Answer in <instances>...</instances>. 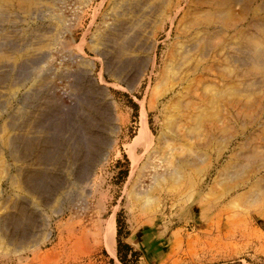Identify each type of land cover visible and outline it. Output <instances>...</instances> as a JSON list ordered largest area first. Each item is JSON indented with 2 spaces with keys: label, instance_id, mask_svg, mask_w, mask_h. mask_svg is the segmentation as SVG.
Here are the masks:
<instances>
[{
  "label": "bare ground",
  "instance_id": "6f19581e",
  "mask_svg": "<svg viewBox=\"0 0 264 264\" xmlns=\"http://www.w3.org/2000/svg\"><path fill=\"white\" fill-rule=\"evenodd\" d=\"M58 1L62 3V0H54V2ZM256 1L125 0L124 4H113V12L105 15L104 18H117L123 13H135L150 2L147 10L155 14L158 17V20L155 21L160 23L156 28L158 26L160 29L163 27L161 30L165 31V26H168L166 38L167 40H173L171 51L165 52L162 57L158 56V41L156 34H154L155 31L152 34L154 38L148 42H145L143 38H139V34L131 36L129 39H123L124 35H127L125 31L127 23L121 22L110 33H106L103 47H100L102 46L100 42L97 43L98 36H94L89 41L86 38V33L78 45L77 52L71 53L70 60L72 63H80L86 66V69H79L72 73L71 77L80 87V91H85V93L87 91L88 103L92 104L93 109L95 106V110L98 108L103 111L105 109L104 100H109L107 98V83L103 76L105 71L120 82L129 81L128 88L131 91L139 90L143 77L147 78L149 88L153 78L158 82L157 86L155 85L158 92H155L154 88L152 92L155 93H152V95L149 93L151 89H147L145 92L146 96L141 101L140 112L142 127L139 136L132 142V145L127 147V154L132 162V173L139 171L131 193L136 201L143 200L150 192L156 190L161 182L169 183L171 181L174 183V181H181L179 178H181L183 172V165L187 163L197 165L198 162L200 163L203 160V153L193 151L184 156H181L183 154L181 153L172 163L173 157H170H176L175 154L179 150H176L175 147L176 152L173 151L175 154L171 151L170 153L169 151L163 153L164 150L166 151L165 147L167 145H180L185 140L182 137L183 135L178 133L179 126L187 127L188 131L193 129L205 130L210 139L217 136L214 129L218 125H224L228 129L232 127L233 131L229 129V132L224 134L226 136L222 134L218 137L221 142H225L227 150L231 141L234 140L235 134L238 133V131L234 132L233 127L238 126L240 129H245L248 126H256L259 130L264 129V17L258 16L252 22L246 24L247 16L255 8L253 5ZM100 4L103 3L100 2ZM101 6L98 5V9L94 10L89 30L92 26H97L101 16L98 12ZM205 8L215 9L212 13L208 11L210 12L208 15ZM50 9L46 6L45 0H0V85H8L11 89H16L15 91L12 90L13 92L11 91V97L7 101L1 100L2 96L0 95V118L4 116L8 120L5 121L3 126H0V251L3 254L10 253L11 249L15 254H48L49 251H44L43 247L48 244L52 245L55 240L58 241L57 246L63 244L65 237H63L61 230L64 223L53 224L55 218L64 216V205L71 198V192H65L67 197L65 196L64 201L60 198V195H62L61 190L67 185L60 181V176L57 175L58 171L65 168L61 158L72 154L74 157L72 159L73 164L77 162L83 164L86 172L81 174V179L84 181L76 179V182L78 184L86 182L84 191L87 195L88 193H94L97 190L96 187L101 189L103 186L105 165L111 155L109 150H116L117 147L114 146L118 143L114 138L121 130L119 123L117 124L114 121V119H118L117 121L120 119L117 116L116 118L112 116L109 110V118H107L109 124L105 125L99 123V118H95L90 110L83 108L79 112L80 118L86 116L91 125L96 122L94 125L108 133L93 135L86 132V128L79 119L78 124L82 126L80 129L83 130L81 131L82 136L79 134V137H82L81 140L84 141V144L80 146L72 141L73 139H70L71 142L69 143L61 142L62 134L57 116H51L50 120L48 118V128H40L42 117L48 113L52 115L59 106L58 100L53 97L56 87H52V83L49 82V76H56L55 71L50 67L53 60V51L43 49L47 42L48 45L54 43L57 45L58 42L61 46L64 33L60 32V29H56L53 38H47L48 41L45 39L48 32L45 33V25L43 24L50 17ZM255 11L257 14H264V0L256 6ZM13 15L15 21L11 18ZM197 15H200L199 17L202 20H197L200 19L198 17L196 19ZM212 17L215 20H210ZM4 23H12V26L17 30L33 27L36 35L28 43H22L16 38L12 39L10 35H2L1 24ZM103 24L105 25L104 22ZM248 27L254 28L255 31L251 33ZM49 32H52V29H49ZM215 40L217 41L215 42ZM85 47L93 51L100 64L105 67L99 72L98 85L91 76L95 65L87 56ZM131 50H141L145 55L140 56L137 63H133L132 58L125 57V53ZM8 61H21L22 63L16 66L11 65ZM132 66L138 68L136 71L138 84L132 77V80H130L129 68ZM17 70H29L30 72L26 76L18 74L16 77L13 74L17 73ZM39 70L41 74L42 72L46 73L45 76L47 77L39 88L47 89L46 94L48 96L40 97V91L26 89L30 82L34 83L42 78L41 74H37ZM135 84H137L136 87ZM159 89L162 90L159 92ZM148 94L151 95L150 99L147 96ZM93 100L104 103L96 107ZM11 101H17L18 106L20 105L21 108L17 107L13 112L9 111ZM28 109L33 111L28 112ZM149 111H157L160 114L161 119H158V121L161 130L158 137H155L148 130ZM29 124H32L33 129H35L31 137H29L31 134H27L26 131ZM250 141L252 142L253 139ZM246 147L249 148V144ZM163 154L165 155L161 159L162 163H171L172 166L174 162L176 163L173 167L170 165L171 168L164 169L163 173H160L154 164V160ZM254 154L256 155V152ZM62 155L65 156L62 157ZM81 156L82 159H80ZM143 157L144 160L141 161ZM255 158L249 152H242L241 159L243 162L235 169L233 168L235 170L232 174L233 177L241 176L246 172L245 170L256 164L259 158ZM169 160L171 161L169 162ZM66 169L69 170V167H66ZM144 174H148L151 179V185L147 190L141 181ZM182 174L184 175V173ZM90 177L93 178L90 180ZM227 178L229 177L227 176ZM172 179L176 180L172 181ZM189 180L191 181V179ZM260 187L259 191L253 194L250 192L251 195H248L246 203L250 206L255 205L258 200L262 199L260 197L264 193V185H260ZM9 190L17 194L16 196L19 198L17 201H12V194L8 196ZM19 191L35 197L36 202H30L27 199L28 203L20 201L25 200V197L19 195ZM169 194L167 193V197H169ZM105 195V192L101 194L102 205L105 202ZM165 199L167 200L166 197ZM145 202L148 203V200H145ZM54 203H58V206L50 209V215L39 211L41 207L39 204L48 206ZM14 211L16 212L14 213ZM101 222L103 225L97 227V231L92 232V236H89L90 232L87 229L82 228L80 234L83 242L80 244L77 239L81 236L76 238L74 232L68 234L67 240L70 242L74 239V245L79 244L81 246L83 244L82 246L87 248L86 251H90L94 249V246L97 247L102 243L112 254H116V218L112 217L108 223L104 220ZM100 237L101 239L98 240Z\"/></svg>",
  "mask_w": 264,
  "mask_h": 264
},
{
  "label": "rangeland",
  "instance_id": "374dc122",
  "mask_svg": "<svg viewBox=\"0 0 264 264\" xmlns=\"http://www.w3.org/2000/svg\"><path fill=\"white\" fill-rule=\"evenodd\" d=\"M262 1L257 0L254 3L253 7L255 8L253 9L252 7L253 10L247 16L248 20L246 24L252 22L258 16L264 17V14L255 13L256 6ZM100 2L103 4H100ZM124 2L125 0H62L61 3V1L54 2V0H45L46 6L52 9H50V17L43 24L45 25V33L48 32L45 39L53 38L56 29H60L59 31L64 34L62 39L63 44L61 46L58 42L57 45L56 43L48 45V42L45 43L47 47L44 45L46 49L44 48L43 50L53 51V60L50 63V67L55 71L56 76H49V82L52 83V87H56L53 97L58 100L59 106L57 111H54L52 115L48 113L42 117L39 125L41 126L40 128H48V118L50 120L51 116H57L59 119L57 120L56 118V120L58 121L62 134L61 142L69 143L71 142L70 139H73L72 141L76 144L78 143L80 146L84 144V141L81 140L82 137H79V134L82 136L81 131H83L80 129L82 126L78 124L80 120L86 128V132H90L93 135L108 133L94 125L96 122H93V125H91L86 116L80 118L81 115L79 112L83 108L90 110L95 118H99V123L105 125L109 124L107 118H109L110 111L112 116L115 118L117 116L120 119L119 121H117L118 119H114V121L117 124L119 123L118 125L121 130L116 137L114 136V140L118 143L114 146L117 147L116 150H109L111 155L105 165L103 186L101 189L96 187L98 191L96 190L94 193H88L87 195L84 191L86 182L79 184L76 182V179H81V174H85L86 172L84 171L85 167L83 164L81 162L73 164L72 159L74 157L72 154L62 155V157L65 156L61 158L63 160L61 162L65 168L58 171L57 175L60 176V181L67 185L63 187V191L61 190L62 195H60V198L64 201L67 197L65 194L70 192L71 198L64 205V216L62 218H55L53 224L64 223L61 230L63 237H65L63 244L57 246L58 241L55 240L52 245L48 244L43 247L44 251H49L51 254H15L12 249L10 253L3 254L0 251V264H264V193L261 194L262 196L260 198L262 199L258 200L255 205L250 206L246 203L248 195L250 196L251 193L253 194L259 191L261 188L260 185H264V165H260L264 164V159H262L264 157V129L259 130L256 126H248L245 129H240L238 126L233 127L234 132L238 131V133L235 132L236 136L231 141L230 147L227 150L225 142H221L218 137L222 136V134L226 136L224 134L228 133L229 129L233 131L232 127L228 129L224 125H218V129L217 127L214 129L217 136L214 139H210L205 130L200 131L201 129H198V131L197 129H193L191 131L189 130V132L186 129L187 127L183 128L179 126L178 133H181L185 140L180 145H167L165 147L166 151L164 150L163 153H167L168 151L170 153V151L173 152L175 149L179 150V152L175 151L177 154L173 152L176 157H170H173L172 163L181 153H183L181 156H184L193 151L200 154L203 153V160L200 163L198 162L197 165L189 163L183 165L182 173L184 175L181 173V178H179L181 181L178 180L177 182L174 181L176 179H172L174 183L171 181V183L161 182L159 185L160 188L158 186L156 190L150 192L146 196L149 197L147 199L144 197L143 200L138 202L133 194L131 195L139 171L132 173V162L127 154V147L132 145V142L139 136L140 128L142 127L140 112L141 101L146 96L145 92L147 89H151L149 91L151 95L152 93L158 92L155 89L157 88L156 84L158 82L153 78V82L149 88L147 78L143 77L139 90L131 91L128 88L129 81L120 82L105 71L103 72V76L107 83V98L109 100L107 101L105 99V103H98L93 100L96 103V107L104 103L106 109L101 111V109L96 108L95 110V106L93 109L92 104L90 105L88 103V96L86 97L87 91L86 93L85 91H80V87L73 77H71L72 73L79 69L84 70L86 66L80 63H72L70 60L71 53L74 54L77 52L78 45L86 33V38L89 41L94 36H98L99 40H97V43L100 42V45L102 44L100 47H103L106 33H110L121 22L127 23L125 27L127 35H124L123 39H129L131 36L139 34V38H143L145 42H148L154 38L152 34L155 31L154 34H156L158 41V56L162 57V54L173 49V40H167L166 38L168 26L164 28L166 32L161 30L163 27L161 29L159 26L156 28L160 24L155 21L158 20V17L150 13V10H147L151 1L144 8L137 11L139 14L137 12H131L130 14L129 12L128 14H121L120 17L117 16V18H104L105 15L113 12V4H124ZM153 2L156 3L155 1ZM98 5H102L99 8L100 11H98L101 16L99 17L97 26H92L89 30L94 16V10L96 8L98 9ZM214 9L205 8L206 11H204L209 15L210 12L208 11L212 13ZM199 16L197 15L196 19L198 17L200 19L197 20H202ZM11 18L14 20L15 16L13 15ZM213 19L214 17L210 20ZM1 29L3 30L2 35H10L12 39L16 38L22 43H28L36 35L33 27L25 30H17L12 26V23L1 24ZM49 29H52V32H49ZM248 30L251 33L255 31L252 27H248ZM85 52L89 59L94 62L95 67L92 70L91 76L98 85L99 72L105 69V67L100 64L97 56L88 47H85ZM144 55L145 53L141 50H131L125 53V57L132 58L133 63H137L140 56ZM8 62L16 66L22 63L21 61ZM129 69L130 80L135 79L134 81L138 84L139 81L136 80V71L138 68L132 66ZM40 70L37 72L39 75L41 74ZM28 72L30 71L19 70L13 75L24 74L26 76ZM45 74L42 72V80H37L34 83L30 82L26 89L40 91V97L48 96L46 94L47 89L39 88L47 78ZM137 84H135V87ZM153 88L155 92H152ZM12 90L15 91L16 89H11L8 85H0L1 100H9L13 92ZM160 90L162 89H159V92ZM147 96L150 99L149 94ZM17 107L21 108L20 105L18 106L17 101H11L9 111L13 112ZM63 110H65L64 112L66 114L62 112ZM97 110L103 114H99ZM27 111L32 112L33 110L30 109L29 111L28 109ZM158 114L157 111L148 112V130L155 137H158V133L161 130L158 121L161 117ZM5 121L7 122L8 120L4 116L1 117L0 126H3ZM33 127L32 124L26 127L27 134H31L29 137L33 135L32 132H35ZM166 131L168 132V130ZM199 137L203 139L201 140ZM252 139L253 141L251 142L250 140ZM184 141L187 142L185 143ZM248 144L250 146L249 148L246 147ZM242 152H249L254 157L259 158V161L245 170L246 172L241 176L233 177L232 174L235 171V167L243 162L241 159ZM255 152L256 155L258 153L257 156L254 154ZM164 155L154 160V164L160 173H163L164 169L169 168L170 165L173 167L176 163L174 162L173 166L171 163H162L161 159L164 158ZM75 158L77 159L78 157ZM80 159H82V156ZM143 160L144 157L141 161ZM255 165L260 168H257ZM66 167H69V170ZM71 168L73 169L71 170ZM199 170L200 172H198ZM144 176L141 181L147 190L151 185V179L148 174H144ZM184 176L187 178L185 179ZM92 178L90 177V180ZM257 181L261 183L257 184ZM102 191L106 194L104 205L101 203ZM167 193H170L169 197H167ZM18 194L25 197V200L22 199L20 201H26L27 199L30 202H36V198L26 192L19 191ZM10 195L12 201L19 199L16 196L17 194L12 190L8 191V196ZM145 200H148V203ZM26 202L28 203V201ZM39 205L41 206L39 208L41 213L50 215V209L58 206V203L50 204L51 206ZM112 217L116 218L117 225L116 254H112L102 243L97 247L94 246V249L90 251H86L87 248L82 246L83 244L79 246L83 242L80 234L82 228L87 229L90 232L89 236H92V232L95 233L98 229L97 227L103 225L102 220L108 223ZM70 232H74L77 236L76 238L81 236V238L77 239L79 244L74 245V239L70 240V242L67 240L68 234H71ZM100 239L101 237L98 240Z\"/></svg>",
  "mask_w": 264,
  "mask_h": 264
}]
</instances>
